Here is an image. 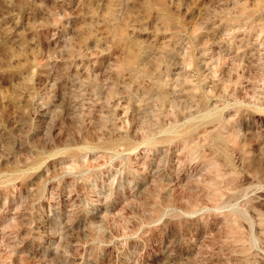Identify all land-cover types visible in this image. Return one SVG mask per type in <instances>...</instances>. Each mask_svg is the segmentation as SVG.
<instances>
[{"label":"rangeland","instance_id":"374dc122","mask_svg":"<svg viewBox=\"0 0 264 264\" xmlns=\"http://www.w3.org/2000/svg\"><path fill=\"white\" fill-rule=\"evenodd\" d=\"M0 264H264V0H0Z\"/></svg>","mask_w":264,"mask_h":264}]
</instances>
